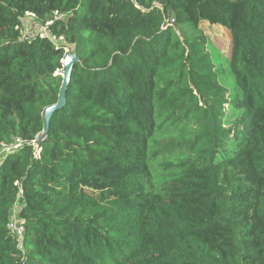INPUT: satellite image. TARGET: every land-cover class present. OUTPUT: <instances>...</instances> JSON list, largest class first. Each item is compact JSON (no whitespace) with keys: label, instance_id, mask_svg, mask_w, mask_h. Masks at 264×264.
Instances as JSON below:
<instances>
[{"label":"trees","instance_id":"1","mask_svg":"<svg viewBox=\"0 0 264 264\" xmlns=\"http://www.w3.org/2000/svg\"><path fill=\"white\" fill-rule=\"evenodd\" d=\"M28 12L63 42L20 40ZM206 21L231 33L233 94ZM18 139L0 264H264V0H0V153Z\"/></svg>","mask_w":264,"mask_h":264},{"label":"built area","instance_id":"2","mask_svg":"<svg viewBox=\"0 0 264 264\" xmlns=\"http://www.w3.org/2000/svg\"><path fill=\"white\" fill-rule=\"evenodd\" d=\"M54 18H58L57 13L55 14ZM30 19L33 20V24L31 27L29 26ZM169 21L173 23L174 18L171 17ZM51 23L52 20L44 23L37 17L35 13L28 12L26 16L22 19V27L20 28V40L32 41L37 37L48 38L52 40L57 46H59L64 39L63 37H57L51 33L50 31ZM21 143L22 141L18 139L14 145L5 146V149L8 150L9 152H12L14 149L18 148L21 145ZM33 145H36V141L33 142ZM35 154L36 156H39V151L36 152ZM21 210H22V204L18 199L12 211V219H11L10 227L20 244L23 243V238L25 234L24 221L19 216Z\"/></svg>","mask_w":264,"mask_h":264},{"label":"rangeland","instance_id":"3","mask_svg":"<svg viewBox=\"0 0 264 264\" xmlns=\"http://www.w3.org/2000/svg\"><path fill=\"white\" fill-rule=\"evenodd\" d=\"M201 7V5L197 4V9ZM33 24V20L30 19L29 26L31 27ZM203 29L207 34L208 41L211 42V51L216 53L214 54V59L217 64H220L218 69L219 78L221 83L224 85L226 89L229 90L230 94H233L236 91V80L231 72L228 64L225 63V58L228 57L231 51V33L229 29L219 23H214L210 21H206L203 25ZM72 46H67L66 51L72 53ZM62 74V71H59ZM9 153L5 148L0 153V161L3 157Z\"/></svg>","mask_w":264,"mask_h":264},{"label":"water","instance_id":"4","mask_svg":"<svg viewBox=\"0 0 264 264\" xmlns=\"http://www.w3.org/2000/svg\"><path fill=\"white\" fill-rule=\"evenodd\" d=\"M77 62H79V58L76 53H70V52L66 53V56L63 60L64 68L61 70L63 76V84L60 89L59 100L56 104L46 108L44 113V131L42 135L36 140V144H39L45 140L49 132L50 120L52 115L65 105L66 89L70 83L73 67Z\"/></svg>","mask_w":264,"mask_h":264}]
</instances>
